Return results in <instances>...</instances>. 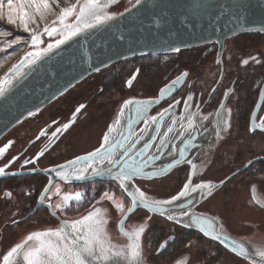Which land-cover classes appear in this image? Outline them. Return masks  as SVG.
<instances>
[{"label": "snow or ice", "instance_id": "obj_1", "mask_svg": "<svg viewBox=\"0 0 264 264\" xmlns=\"http://www.w3.org/2000/svg\"><path fill=\"white\" fill-rule=\"evenodd\" d=\"M117 0H0V21L7 25L13 26L17 31H23L28 33V37H21L19 35L14 36L12 39L7 40L3 46H0V53H5L7 56H14L15 51L8 53L7 49L13 48L14 45L23 44L30 50L25 52L21 57L18 64H13L9 72L4 77H0V99L7 101L11 95V90L16 83H19L28 75L29 71H32L38 62L42 66L43 63L56 60L60 57L61 62L63 60V53L73 45L81 44V48H85V45L89 44L90 38L93 37L100 29H109L112 24L119 19L124 18L126 15L131 16L133 9L141 11L148 5V0H129L131 7L125 8L124 12L114 14L109 13L106 9L112 3ZM193 7L199 9L201 0H192ZM164 0H159V6H163ZM157 5H153L156 7ZM52 17L50 23L48 18ZM167 12H162L160 18L156 20L157 27L161 23H167ZM187 19V17H185ZM41 25H43L41 27ZM119 32V29H117ZM238 29L234 28L230 33H225L223 39H227L229 35L235 34ZM259 31L264 32V27H261ZM0 35L5 37L12 36L13 33L10 30L0 31ZM44 36L48 38H54L53 42H48L46 46ZM118 39L124 41L126 36L123 32H120ZM203 42V38L201 40ZM192 44L188 41H181L180 43L166 42V49L169 52L179 53L182 47H191ZM98 47V46H97ZM79 51V49H77ZM85 51L87 49L85 48ZM129 51L135 54V49L129 48ZM219 55V54H218ZM121 58H126L122 55ZM110 59V58H109ZM167 59V56L165 57ZM250 60L254 64H260L262 61L256 56H252L249 59L242 61L243 65H248ZM75 61L72 57H69L68 64H74ZM217 63H221L218 59ZM101 66L107 67L106 61H100L99 64L93 65L87 64V68L94 72H100ZM70 74V73H69ZM83 71L80 73V78H83ZM184 76L187 75L185 72ZM135 75L127 80V85L132 86ZM180 77L171 81L170 84L160 89L158 98H149L146 100L128 99L123 102L120 108L119 115L123 116L124 112L130 113V117L126 123L128 130L125 135L121 131V138L114 143L110 142L108 133H105L102 137V142L98 148L94 151L87 153L84 156H78L73 160H69L64 164L55 165L53 167L43 169L42 171L48 173H54L56 177H59L63 181H70L72 179L76 181H86L90 177L108 178L111 181L117 182L118 189L122 190L128 198H130L131 206L126 205L123 200H118L114 193L110 191H104L100 194L99 200L96 201L100 204L103 201H108L114 208L124 216L120 220V228L125 237H127L131 243L123 248H118L116 245L111 244L106 236L105 225L108 223L105 219L107 209L93 206L92 211L88 215L83 216L80 219L69 221L63 219L58 213H64L71 210L70 201H76L79 204L84 198V192L76 191L74 193H65L61 196L60 189L57 187V191L53 194L60 197V202L55 204H48L47 207L52 209L51 215L55 216L59 221L58 226L55 228H47L45 230L33 231L27 235L23 242L15 243L11 245L7 250L0 251V264H143V255L141 247V237L147 228V221L137 225L132 231H125L124 225L128 216L134 213V211L142 206L150 213H155L165 217L169 221H173L177 224H181L183 227H192L193 225H199V230L204 235H212L210 229L213 228L211 221H207L206 218L197 216L191 212L190 206L196 199L194 194L200 196H209L213 193L217 185H213L211 182L192 183V176H194L196 165L191 161L186 162L191 166V173L187 182L183 185L180 191L176 195H172L167 199H153L149 200L146 193L137 187L135 181L138 177L149 180H154L161 177L170 170L173 165L179 163L177 159H173L171 163L155 167V162L158 158L168 155H174L176 151V145L172 142L178 137L185 135L187 128H194L193 120L195 114H189L187 117L181 114L178 118L172 115L171 123L167 127V130L160 137L159 143L156 145L155 153L149 155V151L156 141L157 136H160V129L164 124L165 118L170 114L171 110L180 101H175L174 104H170L168 108L163 109L157 115L148 116L150 107L154 104H158L161 98H164L166 94H171L175 91L176 85L180 83ZM72 85V81L62 88L53 92L49 99L55 98L57 93L63 94L68 90V87ZM232 92V89H228L225 92V96H228ZM193 100L192 95H188L184 101L185 108L190 106V102ZM85 106L81 104L76 108V113H79ZM217 112V130L216 139H222L221 132H227L230 124L228 120L220 118L221 111L230 112V109H226L223 102L219 105ZM39 111V107L33 109H26L27 116H33ZM147 117V118H146ZM187 119V126L184 121ZM203 121H208L209 116L202 117ZM143 121L145 125L144 129H141L139 133L135 134L133 141V124ZM179 121V128L177 124ZM17 118L16 123H19ZM53 123H56L53 121ZM71 123V122H70ZM70 123H65L61 127L57 128L52 136L55 137L57 133H61L70 127ZM115 125H120L121 121L117 119ZM152 135L143 143L142 147L138 150L136 146L141 141L145 140L146 129L153 126ZM222 125V127H221ZM204 129V132H208L209 129L203 124L200 125ZM176 132L172 138H169L170 133ZM261 130H264L262 128ZM115 131L114 125H109L108 132ZM249 131H256L254 128H250ZM43 134V133H41ZM195 135V132L192 133ZM39 137H37L38 139ZM13 144V141H9L3 147H0V157L4 155L9 147ZM126 147V145H129ZM171 146L172 151H169ZM190 145L186 144L185 147L179 149V157L184 158L185 151ZM44 155V152H39L31 159H25L21 168L24 169L28 164L34 165L28 173L13 172L11 175H23V174H35L37 171L35 164ZM139 158V159H138ZM19 159L18 156H14L9 164L0 167V176L6 174V168ZM81 162L83 166L81 165ZM253 161H249V164ZM151 168V171L147 169ZM68 169H72L71 173ZM90 170V171H89ZM243 168L239 169L242 171ZM238 174V173H237ZM221 185L224 181L220 182ZM51 184V180L49 181ZM93 191L95 189L93 188ZM50 188L46 186L41 191L40 196L37 198V203L40 206H44L45 199L51 200L52 196H49ZM30 192H25L24 195H30ZM191 197V199H188ZM0 198L5 200L14 199V193L12 191H3L0 194ZM182 199L187 200L189 208L185 207L184 203H180ZM38 210V209H37ZM187 218V222H185ZM151 219V216L147 218ZM13 224H17L18 221L13 219ZM218 238V237H216ZM169 239H173L169 237ZM31 242V243H30ZM167 241L160 244L158 252H162L166 247ZM178 264H184V261L178 262Z\"/></svg>", "mask_w": 264, "mask_h": 264}, {"label": "water", "instance_id": "obj_2", "mask_svg": "<svg viewBox=\"0 0 264 264\" xmlns=\"http://www.w3.org/2000/svg\"><path fill=\"white\" fill-rule=\"evenodd\" d=\"M118 1L119 0H117V2ZM115 3H112L109 6ZM154 4L157 6L153 7ZM201 5L202 6L199 9H196L193 7L192 0H164V4L161 7L159 6V0H148V5L145 9L141 11H137L136 9H133V14L131 16L126 15L124 18L117 20L112 24V27L107 30L103 28L100 29L93 37L90 38L89 44L85 45L87 51H85V48H81V44H83V40H81L79 44L73 45L72 48H69L67 51H65L62 54L63 60L61 62H57L60 61V57H57L56 60L45 62L43 63L42 66L38 62V65L32 71H29L28 75L25 76L22 81L14 85L13 89L11 90V95L9 96V99L7 101L0 99V140L9 131L20 125L24 120L32 117L26 115L25 112L26 109H33L35 111V108L39 107V111L35 113L36 115L44 108H46L48 105H50L55 100H57L59 97L63 96L66 92L74 88L80 82H82L89 76L98 73L92 71L91 69L84 71V69L87 68L88 63L97 65L99 64L100 61H106L108 63V66L107 67L101 66V71H102L118 62L129 60L137 56L175 53V52L167 51L166 42L180 43L181 41H188L189 43L192 44L191 47H182L181 50L191 49V48L215 43L218 46V52H217V57H218L219 56L218 54H220L222 51L223 43L226 40L230 39L231 37L243 33L264 34V32L259 31L261 27H264V0H201ZM128 7H131V5ZM124 10L125 9L121 10L118 13L124 12ZM162 12H167V17H166L167 23H161L160 26L157 27L156 20L160 18V14ZM185 17H187V19H185ZM234 28L238 29V31L235 34L229 35L227 39H223L224 34L230 33V31ZM117 29H119V32L117 31ZM120 32H123L126 36V39L124 41H120L118 39ZM45 37L48 38L47 36ZM202 38H203V42H201ZM130 47L136 50L135 54L129 51ZM77 49H79V51H77ZM122 55L126 58H121ZM23 56L24 54L21 55L20 58L14 64H18L20 62L21 57ZM69 57H72L74 59L75 61L74 64H68ZM11 67L9 69H11ZM9 69L2 75V77H4L6 74L8 76L11 75ZM82 71L84 74H83V78L81 79L80 73ZM184 73L185 71H182L181 73H179V75L167 81L163 86H161L157 90L155 96L145 97V98L128 97L124 99L123 102L128 99L146 100L149 98H158L161 88L170 84L171 81L175 80L177 77H180L181 78L180 83L176 85L175 91L171 92V94H166L164 98L160 99V102L158 104H154L150 107L148 116L150 117L153 115H157L159 112L163 111V109L168 108L170 104H174L175 101H177V100L172 101L164 108L161 109L158 108L160 103H162L163 101H169L177 94L179 89L183 86L187 76V75L184 76L183 75ZM134 75L135 73L133 74V76ZM69 80L72 81V85L68 87V90L66 92H63V94L57 93L55 98L49 99V96L53 92H56L57 89H62L68 83ZM125 85L126 87H129L127 85V82ZM123 102L121 103V105L123 104ZM221 102L225 104L226 98L224 97ZM120 108L117 116L109 123V125H114L115 131L109 133L108 132L109 125H108L105 132L109 134L110 142L113 143L121 138L120 135L121 131H123L125 135L128 132L126 128V123L130 117V113L127 112L126 110L124 112V115L121 116L119 115ZM226 108L230 109L228 106H226ZM153 110L154 112H152ZM176 111H177V105L171 110L170 114L165 118L164 124L160 129V136H157L156 141L153 143V146L149 151V155L155 153L156 145L159 143L160 137L167 130V127L171 123L172 115H175L177 118L179 117V115L176 114ZM218 111L219 109L217 110V112ZM17 118H19L20 121L19 123H16ZM117 119L121 121L120 125H115L114 122ZM225 120H228L230 127L227 132H221L222 139L219 140L216 139V135H215L217 130V123H216L217 120H215V122H211V121H203L202 119H194L193 120L194 128L186 127V130L182 129L181 131H185V135L182 137H178L177 139H174L172 141L176 145V151L174 155H168L167 153H165L164 156L156 160L155 167H160L162 165L169 164L173 159H177L179 163L173 165V167L170 170H168L165 175L158 177L156 179H160L167 176L173 169L179 166L187 165L189 167V171H188L187 179L183 183L184 185L187 182L188 177L192 171L191 166L186 162L187 160H191L196 165L195 168L196 174L192 176V179L200 177L203 174L210 160V157L213 153V149L221 141H223L229 134V131L231 129V111L227 112ZM184 124L187 126L186 120L184 121ZM201 124L207 127L209 131L204 132V129L200 127ZM144 128L145 125L143 124V121L133 124L134 135L132 142H134L135 134L139 133L140 130ZM152 128H154V125L145 130L146 131L145 140L141 141L140 144L136 146L137 150L140 147H142L143 143L153 134ZM177 128H179V121L177 124ZM250 128L256 129L257 132L264 133V130H261L262 128H264V78L260 84L256 102L250 113V117L248 121V130H247L249 133L253 132V131H249ZM193 132H195L194 136L192 135ZM174 135H176L175 130L174 133L169 134V138H172ZM186 144L190 146L187 147L184 158H180L179 149L181 147H185ZM128 146H130V144L126 145V147ZM48 148H49V144L48 146H45L43 149H41L39 152L43 151L45 153V151H47ZM96 148L92 149L91 151H94ZM169 151H172L171 146ZM89 152L79 154L77 156L69 158L55 165L64 164L69 160H73L78 156H84ZM259 159L262 158H255L248 160L243 165H241L237 170L230 173L228 176H226L225 178H223L218 182L215 181H203V182L205 183L211 182L213 185H217V187L214 190L216 191L223 185V184L221 185L220 183L221 181L226 182L230 177L244 171V169L249 165V161L254 162ZM55 165H50L45 168L36 167L37 171L35 172V174H23L17 176L11 175V173L13 172H21V171H23L24 173H28V171L32 168L6 172L5 175L0 176V179L7 177L42 175L46 178V183L44 184L41 191H43V189L46 186L51 188L56 181H60L65 184H85L92 181H103V182H113L117 186V182L111 181L108 178L90 177L86 181H76L72 179L66 182L61 180L59 177H56L54 173H48L42 171L43 169H47ZM79 166H83L82 162L81 165ZM241 168H243V170L238 172V170ZM151 170H152L151 168L147 169V171H151ZM68 171L71 173L72 169H68ZM50 180H51V184H49ZM139 180L152 181L149 179L138 177L136 181ZM137 187L139 186L137 185ZM120 191L123 193L122 190ZM178 192H176L174 195H176ZM40 193L38 197L40 196ZM123 195L128 199L129 206H131L130 198H128L125 193H123ZM194 195L196 196V199L191 204L189 210L195 213L197 216L206 218L207 221L212 222L213 228L210 229V231L213 233L212 235H204V233H202L199 230L200 227L199 225H193L190 228L183 227L181 224H177L173 221H169L163 216H160L155 213H150L147 209H144L142 206L138 207L134 211V213L137 210H142L146 212L148 216L162 217L170 223L200 233L202 236L206 237L207 239L218 243L227 252L233 254L234 256L240 259H243L244 261L250 264H264V241H256V239L253 237H246L244 235L238 236L230 233L221 224L218 217L196 210V207L200 205L210 195L204 197L200 196L199 194H194ZM146 196L149 200L169 198V197L158 198L148 193H146ZM188 199H191V197H189ZM180 203H184L185 207L189 208L187 200L182 199ZM40 207H47V204H44V206H40L36 201V205L34 209ZM96 207H101L106 209L104 205H98ZM34 211L35 210L29 213V215H31ZM90 211H92V209L88 210L82 216L76 219H80L83 216L88 215ZM125 215L127 214L125 213L121 215V217H119V219L116 220L119 237H115V236L113 237V235L110 232V229L108 228V223L105 225V232L108 241L111 244L116 245L118 248H123L129 243H131V241L123 235L120 228L119 222L121 219L124 218ZM105 219H107V221L109 222L108 213H106ZM185 222H187V218H185ZM134 228H132V230ZM124 230L132 231L127 229L126 225H124ZM184 260H185L184 258L179 257L173 260L171 264H178V262Z\"/></svg>", "mask_w": 264, "mask_h": 264}, {"label": "flooded vegetation", "instance_id": "obj_3", "mask_svg": "<svg viewBox=\"0 0 264 264\" xmlns=\"http://www.w3.org/2000/svg\"><path fill=\"white\" fill-rule=\"evenodd\" d=\"M188 50H193L194 53L188 59H186V61H184L183 64L185 65V67L184 68L181 67L178 71H173L171 73V77L161 85L163 86L167 81L179 75V73H181L182 71H185L187 73V76L183 86L179 89L177 94L169 101H163L162 103H160L158 108L159 109L164 108L172 101L179 100L180 104L177 105V111H176L177 115L180 116L181 114H183L187 117L189 114H195L194 119H202L203 116L208 115L209 116L208 121L211 122H215V120H217L216 112L219 109V105L224 97L226 98L225 105L231 109V129L229 131V135H227V137L213 149V153L210 157V160L203 174L198 178H193L192 183L196 184L203 181L218 182L223 178H225L226 176H228L230 173L237 170L241 165H243L248 160L255 158H262L249 164L241 173H238L230 177L226 182L223 183V185L219 189L214 191L200 205H198L196 207V210L218 217L221 224L229 232L231 231L236 235L246 236L247 234L249 237H253V238H256L255 236L260 237L261 235H263L261 236V238H264V200L257 193L256 187H258L257 186L258 183L257 184H255L254 182L252 183L251 180H249L250 182L246 181L248 180V178L251 179L255 175L264 176L263 175L264 152L258 154L254 153L250 155L251 152L254 150L253 146L254 147L257 146V143L259 144L260 147L264 146V133L257 131L249 133L247 131L250 113L256 102L260 84L264 78V35L259 33H243L231 37L230 39L226 40L223 43L222 51L218 57H217L218 46L215 43L191 48ZM226 55L228 57H225ZM143 56L144 55L133 57L129 60H125L122 64H119L120 69L123 70L124 73L130 74V77L133 76L134 73H135V77H137L142 70L141 64L145 65L146 61L148 60L141 58ZM252 56H256L257 58H259L262 61V63L254 64L250 60L248 65L242 64V61L244 59H249ZM218 59L221 61V63L219 64L217 63ZM208 69L215 71L216 74L214 73V78H212L213 82H210L209 87L203 89V87L199 86L198 80L200 79V76H203L205 74L208 76V74L205 73V70ZM188 76H190V78H188ZM161 86H159V88ZM228 89H232V92L228 96H225L224 94ZM68 92H66L65 94H67ZM92 93L93 91L89 90L86 96L82 98L84 100L82 102H79L81 98L79 97V94L75 93L72 95L71 98L64 99V101L60 103L59 106H57V108L53 111V113L50 112V116L47 117V120L45 119V117H41L38 119V115L41 112H44L46 108H48L52 103L48 105L46 108H44L42 111L39 112V114L35 117V119L33 120L29 119L26 122L28 124L25 123L24 127L32 131L35 126L36 127L38 126L34 130V132L27 138L21 135L22 124L18 125L17 127L13 128L11 131H9L1 139L0 147H3L9 141H13V144L11 145V147L7 149V151L1 157L0 167L9 164V161H12V158L14 156H18L19 159L12 162L9 165V167L6 168V172L33 168L34 165L32 164H28L27 167L24 169L21 168V165L24 163L25 159H31L41 149H43L45 146H48V144H49L48 150L45 151L44 155L41 156L40 159L36 162L35 167L45 168L47 166L55 165L57 163L67 160L66 158L57 161L55 163H51L49 165H44V166L39 165V162L43 158H46L49 153H50L49 155H54L51 152L54 151L53 147L60 141V139L66 134V132L74 124L79 122L87 115V112L85 110L87 109L86 106L89 104V100L92 97ZM188 95H192L193 100L190 102V106L188 108H185L184 101L187 99ZM81 104H83L85 107L81 109L79 113H76L75 116H73V113H75L76 108H78ZM152 112H154V110ZM226 115H227L226 110L221 111L220 118L225 120ZM53 121H55L56 123H53ZM68 122L71 123H70V127L67 130L62 131L61 133H57L55 137L52 136V133L55 132L57 128L61 127L63 124ZM235 122H237L239 129V131L236 130L235 133V140H237L238 137V144L236 146L238 147V150H236L235 152H241L242 145L247 144L248 147L246 149L248 150V152H250L249 155L251 157L244 158L240 156L241 154L235 153L234 157L237 160L241 158L243 159V161L239 160L238 161L239 165L235 167L232 171L228 172L225 171L226 169L224 168V166H226V163H223V161L220 159L221 158L224 159L225 147L224 148L222 147L225 144V142L228 140L230 134H232L231 132L232 129H235L233 127L235 125ZM241 127H243V129H241ZM241 130L244 132L245 136L247 137L254 136V138L252 139V141H250V143L246 142V139L242 137ZM237 131L239 136H237ZM37 137L39 138L37 139ZM231 141H234V139ZM243 147L245 148L246 146ZM55 155H61V152H58ZM219 155L221 158H219ZM188 171H189V167L187 165L179 166L171 171L174 172L176 176L175 179L173 180L174 189L172 190L171 194H164V193L160 194L159 191L160 187L155 186L152 183L153 180L152 181L139 180L136 181V183L146 193L151 194L158 198H166L174 195L176 192L180 190L183 183L187 179V175H186V178L182 180V174ZM220 173H225V174L220 175ZM245 174L247 175L245 179L243 180L241 179V181L237 182L234 186H232L229 189L230 194L234 193L235 195H237L238 193V195L240 196L246 192V197L244 196L242 201L244 210L242 213L241 212L238 213V211L236 210L235 212L230 214V216L227 217L222 212L224 195H221L222 193L221 189L226 185V183H228L233 178L241 177ZM31 177L41 178L39 182L33 181L32 183L27 184V186L30 187L32 194L30 195L23 194L19 198L16 197L17 200L14 205L11 204L7 205V203L0 204V251L7 250L11 245L15 243L23 242L26 239L27 235H29L33 231L45 230L47 228H55L58 226L59 221L55 216L51 215L50 211H52V209H50V211L47 207L37 208L38 210L34 209L36 205L37 197L41 192L44 184L46 183V178L44 176L30 175V176H21V177L2 178L0 179V191L2 190L3 192L7 188V191H13V193L16 192V196H18L19 192H17V188H19L20 185L18 181ZM99 183L107 184L109 182L92 181L85 184H65L60 181H56L52 185V187L50 188V192L48 193L49 196H52V199L51 200L45 199V204L47 205L55 204L58 202L57 197L55 195H52L53 193H51L52 188L56 184L63 188H66L68 186L85 187L86 189L84 190V194H85L84 198L79 204H77L76 201L70 202L71 205L70 211L64 213H58V215H60L63 219H68L69 221L74 220L82 216L88 210L92 209L93 206L96 207L98 205H104L101 203L100 204L96 203L98 199L96 193L97 191L96 190L93 191V188L97 187ZM262 193L264 195V192ZM33 210L35 211L31 215H29V213H31ZM108 210H107V213L109 215L108 228L110 229V232L113 235V237L114 236L119 237L116 220L112 218L113 216L110 210L109 211ZM137 212H142L143 216L146 215V212L142 210H137L135 213ZM135 213L129 216L126 221L125 225L126 228L129 230H132V228H134L137 225V223H139V221L143 218L139 216L132 219ZM121 215H119V217H121ZM13 219L17 220L18 223L13 224L12 223ZM230 219L231 220L233 219L235 221V224L237 223L236 228L230 227L229 225L230 222L228 221ZM161 220L162 221L164 220L166 223L171 224L164 218H161ZM245 220L257 223L256 227L253 229L251 227H247L245 225H241L238 223ZM227 222H228V226H227ZM175 227L185 231L184 238L190 235L191 239H189V241L192 240L195 236H198L201 239L208 240V242L211 243L212 246H214L216 252H218L219 249L225 250L218 243L207 239L206 237L202 236L200 233L194 230L185 229L178 225H175ZM244 229H248V230H244ZM151 234L152 235L155 234V236L158 237V239L155 242L157 247V253L160 257L163 258L165 256H169V253L172 252V250L176 248L179 245V242L181 241L178 240L175 235H171V236L164 235V233L161 230L160 231L155 230V232ZM169 237H172L173 239L170 240ZM166 241L167 244L165 249L162 252H158V249L160 248V244L165 243ZM183 247L184 245L181 247V249L174 251L171 257H168L165 260L163 259L162 262L164 263H171V261L173 262V260L179 257L178 256L180 255L179 251L182 250ZM185 257L186 256H182V258L185 259L184 263L187 264L189 259L188 257L186 258ZM196 263L198 264V262Z\"/></svg>", "mask_w": 264, "mask_h": 264}, {"label": "rangeland", "instance_id": "obj_4", "mask_svg": "<svg viewBox=\"0 0 264 264\" xmlns=\"http://www.w3.org/2000/svg\"><path fill=\"white\" fill-rule=\"evenodd\" d=\"M74 2V0H72ZM132 3H134V0H132ZM130 6L129 0H119L117 3L109 6L106 10L109 13H118L121 10L127 8ZM4 30H10L12 31L13 35L9 37H5L3 35H0V46H3V44L7 41L12 39L14 36L19 35L21 37H28V33H24L23 31H17L13 28L11 25H7L4 22L0 21V31ZM264 35V34H263ZM45 40V44L41 45V47L46 46L48 42H53L54 38H46L43 37ZM30 49L25 47L23 44L14 45L13 48L7 49L8 53H11L13 51L16 52L14 56H7L5 53H0V77L20 58L21 55L25 54V52L29 51ZM194 53L193 50L183 49L179 53H165V54H156V55H144L141 58H144L146 61L145 65L141 64L142 70L140 74L136 77L131 87H126V82L128 79H130V74L123 73L121 75V81L122 86L117 89H105L104 84H102L103 80L108 77L109 75L118 74V72L121 70L119 67V64H122L124 61L118 62L109 68H106L96 74H93L80 82L78 85H76L72 90H70L67 94H65L63 97H59L58 100H55L44 112H41L39 115L36 114L26 120H24L21 124L22 126V132L21 135L24 137H29L34 130L38 127H34L33 131L29 130L24 127L25 123L29 119H35V117L38 115V119L41 117H45L47 120V117L50 116V112L53 113V111L57 108V106L60 105L64 101V99H69L72 97L73 94L77 93L79 94L80 101H84L82 98L86 96L87 92L89 90H92V97L89 100V104L86 106V112L87 115L81 119L79 122L74 124L67 132L66 134L60 139V141L53 147L54 151H51L54 155H47L46 158H43L40 162V166L49 165L51 163H55L57 161L63 160V159H69L74 156H77L82 153H86L91 151L92 149L98 147L101 143L102 137L106 132V129L109 125V123L117 116L119 112V108L121 103L124 99L128 97H138V98H145V97H151L155 96L157 89L159 86H161L167 79L171 77V73L173 71H178L181 67L184 68L185 65L183 64L186 59H188L192 54ZM167 56V59L165 57ZM225 57H228L227 55ZM205 73L208 74V76L205 74L203 76H200V79L198 80V84L200 87L208 88L210 82H213L214 73L213 70H205ZM190 78V76H188ZM181 92V91H180ZM70 123V122H68ZM28 124V123H26ZM235 129H232V135L228 138V140L225 142L222 148L226 147V145L238 144V137L237 140H235V133L236 130L239 131L237 122H235V125L233 126ZM244 127V126H243ZM241 127V129H243ZM24 128V129H23ZM24 130V131H23ZM237 131V136L238 135ZM241 135L246 139V142L250 143L251 136L247 137L245 136L244 132L241 130ZM234 141H231L233 140ZM1 143V140H0ZM243 146H246L245 148ZM241 147V146H240ZM248 146L247 144L242 145L241 152L243 154L242 157L248 158L251 157L252 154H258L256 152H248L246 149ZM253 149L256 148L253 146ZM58 152H61V155H55ZM11 154V153H8ZM4 158V157H3ZM219 158L220 155H219ZM239 158V157H238ZM223 161V163H226V166L224 168L225 171H232L235 167H237L238 161H243V159L239 158L238 160L235 157H227V154H225L224 159H220ZM225 173H220V175H224ZM186 175H188V172H185L182 174V180L186 178ZM264 175V174H263ZM247 175H243L241 177H235L232 180H230L226 185L221 189V195H224V202L222 207V212L225 216H230L233 212L236 210L238 213H242L244 210V206L242 205L243 201V194L240 196L235 195L234 193L230 194L229 189L234 186L237 182L241 181V179H245ZM256 176V175H255ZM174 172H170L167 176L153 180L152 183L155 186L160 187V194H171L172 190L174 189L173 180L175 179ZM253 178V177H252ZM252 178H248L252 180ZM255 178V177H254ZM41 180L39 177H31L23 180H19V188H17V192H19L18 196H16V192H14V199L12 200H5L0 198V204L7 205L11 204L14 205L16 203V197L22 196L25 192H31L30 187L27 186V184L32 183L33 181ZM17 182V181H16ZM250 182V181H249ZM57 187L60 189L61 196L65 193H74L76 191H82L86 189L85 187L81 186H75V187H60L59 185H54L52 188L51 193H55L57 191ZM93 187V186H92ZM97 192V196L99 200L100 194H102L104 191H110L111 193H114L118 200H123V202L126 205H129V201L126 199V197L123 195V193L118 189V187L112 183L109 182L107 184H101L99 183L97 187L94 188ZM7 191V188L5 189ZM13 192V191H12ZM0 194H2V190L0 191ZM52 194V195H53ZM57 197V201L60 202V197ZM223 198V197H222ZM70 202H74L70 201ZM252 203V202H251ZM101 204L106 205L111 214L112 218L115 220L118 219L119 215H121L120 212H118L114 206L111 205L108 201H103ZM141 216V220L138 224H142L145 221H147V228L145 232L142 235L141 240V246H142V255H143V264H171V263H164L163 257H160L157 253V247H156V239L157 237L152 235L151 233L155 232V230H161L164 235L171 236L175 235L178 240H182L185 236V231L175 227L172 223H166L164 220L162 221V217L157 216H151V219L148 220L149 217L146 213L145 216L142 215V212L135 213L134 217L132 219ZM229 219V218H227ZM230 223L231 228H236L237 223L235 224V221L232 219L228 220ZM241 225H245L247 227L255 228L257 223L251 222L248 220L238 222ZM228 226V222H227ZM160 228V229H159ZM248 230V229H244ZM230 233L235 234L230 231ZM236 235V234H235ZM155 236V237H154ZM240 236V235H238ZM247 237H249L246 234ZM263 236V235H261ZM261 236H255L256 241H264V238H261ZM210 245V246H209ZM218 251V250H217ZM180 255L179 257L186 256L188 257V263L187 264H194L198 262V264H250L243 259H240L233 254L225 251L220 250L218 252L215 251L214 246H212L211 243L208 242L206 239H201L198 236H195L192 240L184 244V247L182 250L179 251ZM178 257V258H179ZM185 257V258H186ZM172 262V261H171ZM197 264V263H196Z\"/></svg>", "mask_w": 264, "mask_h": 264}, {"label": "crops", "instance_id": "obj_5", "mask_svg": "<svg viewBox=\"0 0 264 264\" xmlns=\"http://www.w3.org/2000/svg\"><path fill=\"white\" fill-rule=\"evenodd\" d=\"M229 135V134H228ZM232 135V134H230ZM230 137V136H229ZM250 138V137H249ZM254 138V136H252L251 138V141L252 139ZM237 146V145H236ZM255 150H253L252 152H256V153H261V152H264V146L260 147L259 144L257 143V146H255ZM236 150H238V147H235L234 145L230 144L229 145H226V147L224 148V153L227 154V157H234L235 153L236 154H241L240 156L242 157L243 154L242 152H235ZM223 153V154H224ZM224 154V155H225ZM255 177V178H254ZM252 178V183L254 182L255 184H257L258 187H256V190H257V193L259 194V196L264 200V195L262 192H264V176L262 175H256ZM250 179L246 180V181H249ZM245 195L246 197V192L243 194V196ZM106 209L108 210L109 208L105 205ZM109 211V210H108Z\"/></svg>", "mask_w": 264, "mask_h": 264}, {"label": "trees", "instance_id": "obj_6", "mask_svg": "<svg viewBox=\"0 0 264 264\" xmlns=\"http://www.w3.org/2000/svg\"><path fill=\"white\" fill-rule=\"evenodd\" d=\"M125 61V60H124ZM124 73L123 70L119 71L118 74H112V75H109L108 77H106L102 82L104 83V88L105 89H117V88H120V86H122V81H121V75ZM158 239V237H157ZM156 239V240H157ZM189 239H191V236L188 235L186 236L185 238H183L180 242H179V245L174 248L172 250V252L169 253V256H165L163 259L165 260L166 258L168 257H171L172 256V253L174 251H177L179 249H181V247L187 242L189 241Z\"/></svg>", "mask_w": 264, "mask_h": 264}, {"label": "built area", "instance_id": "obj_7", "mask_svg": "<svg viewBox=\"0 0 264 264\" xmlns=\"http://www.w3.org/2000/svg\"><path fill=\"white\" fill-rule=\"evenodd\" d=\"M51 19H52V17H49L48 18V22L50 23V21H51ZM43 25H41V27H42Z\"/></svg>", "mask_w": 264, "mask_h": 264}]
</instances>
